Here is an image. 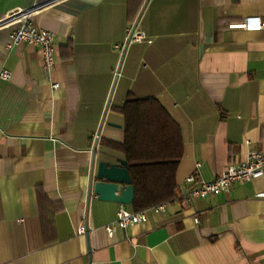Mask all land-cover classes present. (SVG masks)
<instances>
[{
    "label": "crops",
    "instance_id": "obj_1",
    "mask_svg": "<svg viewBox=\"0 0 264 264\" xmlns=\"http://www.w3.org/2000/svg\"><path fill=\"white\" fill-rule=\"evenodd\" d=\"M33 5L53 34L50 72L38 47L7 49L0 25V264H264V177L179 195L187 175L210 180L264 149V29L239 26L264 21V0H0V22ZM132 21L146 39L120 54ZM128 94L179 124L178 191L109 237L118 202L89 194L90 172L124 158L103 140L123 139Z\"/></svg>",
    "mask_w": 264,
    "mask_h": 264
},
{
    "label": "trees",
    "instance_id": "obj_2",
    "mask_svg": "<svg viewBox=\"0 0 264 264\" xmlns=\"http://www.w3.org/2000/svg\"><path fill=\"white\" fill-rule=\"evenodd\" d=\"M123 139L103 143L124 155L133 186V210L172 200L177 195L175 172L182 155L179 124L158 99L128 94L118 108Z\"/></svg>",
    "mask_w": 264,
    "mask_h": 264
},
{
    "label": "built area",
    "instance_id": "obj_3",
    "mask_svg": "<svg viewBox=\"0 0 264 264\" xmlns=\"http://www.w3.org/2000/svg\"><path fill=\"white\" fill-rule=\"evenodd\" d=\"M39 5H33L24 10H16L9 13L0 22V25H10L12 27L8 34L9 42L6 45L7 49H12L22 43L38 47L42 65L46 71L50 72L56 62L53 34L34 25L33 13ZM239 26L246 29H264V21L259 17L245 18ZM145 39V34L137 27L136 21H132L125 28L123 42L114 44V49L122 54L129 43L140 42ZM10 76L11 72L9 70L0 69V79L7 80ZM53 87H58V83H53ZM97 137L98 134L96 132L93 135V139ZM257 177H264V149L249 151L244 159L227 164L221 173L210 180L196 176L193 173L187 175L184 181L191 186L182 185L179 189V195L184 202L188 203L193 198H204L210 194H218L226 190L233 182L248 181ZM148 210L154 212L164 211L165 202L141 210H131L126 207V204L118 203L115 210V218L110 223L104 225L107 235L112 237L116 228L126 229L131 225L146 221V212ZM86 232V225L79 224L77 226V234L82 235Z\"/></svg>",
    "mask_w": 264,
    "mask_h": 264
},
{
    "label": "water",
    "instance_id": "obj_4",
    "mask_svg": "<svg viewBox=\"0 0 264 264\" xmlns=\"http://www.w3.org/2000/svg\"><path fill=\"white\" fill-rule=\"evenodd\" d=\"M89 194L101 200L131 204L134 189L130 183L128 163L125 158L114 161L93 158L90 172Z\"/></svg>",
    "mask_w": 264,
    "mask_h": 264
},
{
    "label": "rangeland",
    "instance_id": "obj_5",
    "mask_svg": "<svg viewBox=\"0 0 264 264\" xmlns=\"http://www.w3.org/2000/svg\"><path fill=\"white\" fill-rule=\"evenodd\" d=\"M128 205V204H127Z\"/></svg>",
    "mask_w": 264,
    "mask_h": 264
}]
</instances>
